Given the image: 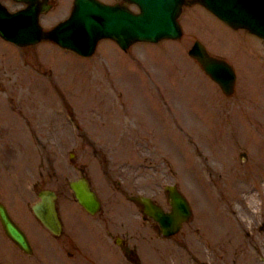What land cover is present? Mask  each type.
<instances>
[{
  "label": "rangeland",
  "instance_id": "1",
  "mask_svg": "<svg viewBox=\"0 0 264 264\" xmlns=\"http://www.w3.org/2000/svg\"><path fill=\"white\" fill-rule=\"evenodd\" d=\"M48 2L43 29L72 0ZM177 21V40L122 51L101 39L88 57L0 39V202L32 249L0 227V264H264V43L195 3ZM194 40L232 66V96L187 56ZM79 176L100 202L93 215L67 187ZM168 184L191 214L161 237L131 197L167 210ZM43 188L56 194L57 236L30 210Z\"/></svg>",
  "mask_w": 264,
  "mask_h": 264
},
{
  "label": "water",
  "instance_id": "2",
  "mask_svg": "<svg viewBox=\"0 0 264 264\" xmlns=\"http://www.w3.org/2000/svg\"><path fill=\"white\" fill-rule=\"evenodd\" d=\"M22 5L9 11L0 2V39L17 47H26L48 41L78 56L93 54L97 42L111 40L126 51L131 45L177 40L182 31L177 21L182 7L188 3L202 6L231 29H242L264 43V0H119L103 3L99 0H72L69 14L47 29L38 16L51 8L48 0H11ZM225 97L232 96L235 73L224 59L207 52L194 40L186 51ZM75 202L88 214H95L100 202L84 176L67 183ZM168 209L144 195L131 197L141 209L144 218L152 220L161 237L176 234L188 220L191 210L186 198L174 184L164 186ZM37 200L30 206L34 218L52 235L61 233L62 225L55 206L56 194L40 189ZM0 227L5 237L24 254L32 249L23 231L9 216L0 202Z\"/></svg>",
  "mask_w": 264,
  "mask_h": 264
},
{
  "label": "flooded vegetation",
  "instance_id": "3",
  "mask_svg": "<svg viewBox=\"0 0 264 264\" xmlns=\"http://www.w3.org/2000/svg\"><path fill=\"white\" fill-rule=\"evenodd\" d=\"M117 1H119V0H114L113 2H117Z\"/></svg>",
  "mask_w": 264,
  "mask_h": 264
}]
</instances>
